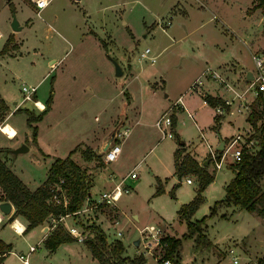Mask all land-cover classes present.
<instances>
[{
  "label": "rangeland",
  "instance_id": "rangeland-1",
  "mask_svg": "<svg viewBox=\"0 0 264 264\" xmlns=\"http://www.w3.org/2000/svg\"><path fill=\"white\" fill-rule=\"evenodd\" d=\"M254 3V0H51L48 6L36 11L27 0H0L3 36L0 46L2 42L7 44L2 56L18 54L0 58V91L9 103L11 124L18 131L13 140L5 138L1 131L0 145L28 146L27 151L17 155L5 154L6 163L19 176L31 175L37 182L44 176L49 159L65 157L73 148L70 157L86 169L92 184L89 198L83 201L78 213L67 214L60 223L65 228L75 225L83 239L99 238L101 234L94 230L98 229L106 243L122 244L123 257L142 255L144 264H162L158 259L163 246L159 244L149 253L140 240L133 244L139 239V230L153 224L162 229L161 237L181 238L178 255L169 259L171 264H260L264 220L231 204L217 206L207 217L209 207L224 199V186L233 174L230 157L219 168L209 160L206 169L213 172V179L202 190L203 202L190 217L193 220L206 216L200 224L204 244L197 245L193 237L183 238L186 224L177 213L179 206L195 194L197 179L193 174L178 178L173 173V151L179 147V141L184 142L185 152L201 161L208 157L206 142L215 146L220 138L227 139L240 132L253 138V129L247 128L245 117L257 94L245 75L247 71L256 74L251 54L264 57V8H256ZM13 16L21 29H11ZM145 47L155 55L152 63L139 58ZM53 58L57 60L56 67L50 70L48 62ZM113 60L123 70L122 75H114ZM221 63L227 71L224 74L217 71ZM208 67L216 69L236 91L219 96L231 102L224 104L222 114H216L213 107L203 104L202 98L191 91L196 80L203 84L205 94L221 89L217 79L203 76ZM22 85H36V95L43 101L51 96L50 105L38 123L40 135L36 143L25 113H14L15 103L22 99ZM130 95L138 114L125 122L124 116L116 114L121 101L128 100ZM178 96L194 110V119L177 112L178 133L172 131L171 137L159 139L158 130L152 126L154 115ZM240 102L247 106L246 111L237 109ZM32 105L24 101L18 108H28L35 115L39 109ZM120 123L127 125L129 132L121 141L119 157L104 163L102 145ZM107 133L98 143L85 144ZM38 147L49 154L46 159L40 158ZM86 147L93 152L90 159L83 155ZM255 148L250 145L248 150ZM131 170L136 177H124ZM186 177L191 183L185 181ZM157 179H162L163 192L154 195ZM117 183L127 187V192L122 191L114 202H101L99 194L111 191ZM173 184L176 186L171 196ZM261 187L264 190V176ZM61 194L64 192L54 195V201L65 199L67 203L66 191ZM48 218L42 224L49 232L52 227ZM1 233L27 250L25 241L8 226ZM37 233L29 239L30 244L37 242ZM38 246L33 252L36 264H98L95 260L94 263L81 260L77 255H64L62 249L44 253L42 243ZM0 264L20 262L11 252Z\"/></svg>",
  "mask_w": 264,
  "mask_h": 264
},
{
  "label": "trees",
  "instance_id": "trees-1",
  "mask_svg": "<svg viewBox=\"0 0 264 264\" xmlns=\"http://www.w3.org/2000/svg\"><path fill=\"white\" fill-rule=\"evenodd\" d=\"M254 7L264 8V0H254ZM11 10L14 9L10 5ZM7 44L4 43L0 49V55L5 53ZM32 98H36L35 93ZM51 96L45 100L42 110L35 115L28 108H17L15 112H23L26 115L27 125L32 128V138L35 141L36 125L32 122L39 121L48 109ZM205 102L211 107L217 104L223 106L224 103L218 97L206 94ZM33 106V105H32ZM8 106L0 95V122L3 121ZM173 114L171 120L173 122ZM216 119V118H215ZM245 120L253 129V139L255 141V150L248 151L243 149L240 160L233 162L230 167L233 175L228 183L224 186L225 196L223 200L215 201L209 207L210 216L216 207L223 204H231L239 209H246L254 212L264 220V190L261 187V178L264 176V99L259 94L256 95L255 101L245 117ZM179 147L173 151L174 174L180 178L187 174H193L197 179V188L194 197L187 203L179 206L177 213L178 218L185 221L186 231L183 238L193 237L196 244H204L205 235L200 230V224L204 217L191 220L195 210L203 202L202 190L213 179V172L206 169L205 165L199 164L198 161L188 152L184 151V143L178 142ZM9 152L8 148L0 147V188L2 190L1 199L10 201L14 206V212L10 216H21L26 220L24 231L42 224L47 216L52 215L57 218L60 215L74 214V211L80 210L81 205L90 193L91 182L88 179L86 169L81 167L75 159L70 157L72 149L65 157H55L47 169L45 180L35 189H29L26 184L12 171L6 163L4 155ZM93 154L89 147L83 150L86 159H90ZM99 155V154H97ZM62 179L61 186L67 193L68 202L63 205L62 202L54 201V193L50 190V185ZM176 184L172 185L170 195L174 196L173 190ZM163 192V183L160 179L156 181L154 195ZM73 224V223H72ZM97 228V227H94ZM101 235L99 238L85 237L84 245L89 249L92 256L99 264H144L145 259L142 255L133 257H123L122 244L119 241L115 243H106L105 237L98 229H94ZM75 238L69 234L62 223L55 224L43 240V246L52 251L60 243L74 241ZM181 238L173 236H164L160 238V244L163 246V253L158 260L164 258L174 259L178 255V247ZM11 250V243L0 239V262ZM258 262L264 264V252L259 257Z\"/></svg>",
  "mask_w": 264,
  "mask_h": 264
},
{
  "label": "built area",
  "instance_id": "built-area-1",
  "mask_svg": "<svg viewBox=\"0 0 264 264\" xmlns=\"http://www.w3.org/2000/svg\"><path fill=\"white\" fill-rule=\"evenodd\" d=\"M29 3L33 5V7L36 9V11H39L46 6L49 5L51 0H27ZM139 58L141 60H148L150 63H152L155 60V55L150 53L149 47H145L142 51L139 52ZM251 59L253 60V63L256 68V74H253V78L251 79V85L254 88V91L256 94H259L262 99H264V57H260L257 54H251ZM203 76L205 79L209 78L211 76V79H217V82L221 84V87L224 89H231L229 84L225 81L224 78H222L213 68L208 67L205 68ZM202 83L200 81L196 80L191 84V91L198 94L202 98V102H205V91L202 90ZM35 86L32 85H22L21 87V93H22V99L21 102L29 101L33 106H36L39 110L43 109V105H39L38 101L34 98H32V94L35 93ZM237 96H242V94H236ZM223 103L225 105L230 104L231 102L227 99L223 100ZM223 105V106H225ZM17 104H15V107ZM221 105H216L214 109L217 112H222L224 110V107ZM14 107V108H15ZM186 109L181 98L178 97L170 106L166 113L161 115L159 119L155 122V125L159 129L161 136H171L170 128H171V119L170 115L173 112V109ZM244 109L246 111L247 106L244 104V102H240L237 105V109ZM189 116L190 113L187 112ZM1 130V129H0ZM129 127L123 123H120L110 134V139L108 142L107 147L102 150V161L104 163H108L111 161H114L117 159L119 153H120V144L121 141L124 139V137L128 134ZM250 145H255V141L252 137L249 136V134H243V133H236L234 136H231L227 139H224L223 148L221 150H218L216 146H210L207 145V152L209 159L213 161L214 167L219 168L223 162L226 161V157H230V162H237L240 160L241 153L243 149L248 150V147ZM233 147V149H231ZM249 151V150H248ZM130 178H135L136 174L134 171H131L129 173ZM185 181L187 183L191 182V179L189 177L185 178ZM62 179L60 178L59 181L54 182L50 185V190L54 193V195L58 193L65 194V189L61 186ZM121 183V182H120ZM120 183L115 184L114 188L111 191H102L99 194V200L101 202L105 203H111L117 200V198L122 194V191L127 192V187H122ZM61 194V195H64ZM63 205H66V200L64 199L62 201ZM79 210L74 211L73 213H78ZM65 215H60L57 218L53 217L52 215H49L48 222L51 227H53L55 224L59 223L62 218ZM13 230L15 232L18 231L16 227H13ZM66 230L69 232L70 235H72L75 240L82 241L83 237L81 235V232L78 231L77 227L75 225H67ZM21 232V231H20ZM162 229L159 226H155L153 224L145 225L143 228L139 230V240L141 244L144 246V248L149 249V253L151 249H153L155 246L160 244V238H161ZM161 245V244H160ZM37 248V243L28 245V249L26 253H19L17 254V257L21 264H32L29 259L28 255L32 251H34ZM231 251V250H230ZM233 263L236 262V258L233 257ZM162 264H171L170 260L168 258H164L161 261Z\"/></svg>",
  "mask_w": 264,
  "mask_h": 264
},
{
  "label": "crops",
  "instance_id": "crops-1",
  "mask_svg": "<svg viewBox=\"0 0 264 264\" xmlns=\"http://www.w3.org/2000/svg\"><path fill=\"white\" fill-rule=\"evenodd\" d=\"M1 38H3V36H2V34H1V32H0V39ZM2 45H3V42H2V44H1V46H0V49L2 48ZM252 53V52H251ZM20 54V53H19ZM256 54V53H255ZM259 54V53H258ZM2 55H4V54H1L0 55V58H4V57H6V56H11V57H15V56H17L18 54H5V56H2ZM59 61V60H58ZM56 62H57V60L55 59V58H53V59H50L49 60V62H48V66H49V69L51 70V69H53L54 68V66L56 67ZM222 64L223 63H221L219 66H218V68L219 69H217V71H220L222 74H224V72H227L225 69L226 68H223V66H222ZM214 69V68H213ZM216 70V69H215ZM123 71V70H122ZM219 72V73H220ZM122 74H123V72H122ZM253 75V74H252ZM134 77H137V75H135ZM146 81H148V80H146ZM142 85L144 86V83H142ZM32 86H35V88H36V85H32ZM221 89H218L217 91H214V92H211L209 95H211V96H213V97H218L219 99H221L222 97H219V96H223V94L225 93V94H227V93H229L230 94V91H232V93L231 94H233V92H236L234 89H233V87H231L230 85V87H231V89H224V88H222L220 85H218ZM143 89V88H142ZM225 90H228V92L227 91H225ZM35 91H36V89H35ZM218 92V93H217ZM146 94V93H145ZM230 94V95H231ZM0 95L2 96V98L4 99V101L6 102V104H7V106L9 107V103H8V101H7V98L4 96V94L3 93H1V91H0ZM35 95H36V92H35ZM165 97H167L168 95L165 93V95H164ZM178 97H180L181 98V100H182V102H183V104H184V106H185V108L186 109H173V112H172V114H173V122H172V120H171V128H170V132H171V136L173 135V133H172V131H174V132H176V133H178L177 132V130L175 129V127H176V124H177V121H178V114H177V112H179V111H181V112H184L185 114H186V116L188 117V118H191V119H194L193 118V116L192 115H194V110L192 109V110H190L186 105H185V103H184V101H183V98H182V96H178ZM177 97V98H178ZM176 98V99H177ZM224 98V97H223ZM37 101H38V103H41V105H43V108H44V105H45V100L43 101V100H41V99H39L38 97H37V95H36V98H35ZM175 99V100H176ZM51 100V99H50ZM174 100V101H175ZM222 101L224 100V99H221ZM173 101V102H174ZM12 103H15L14 101H12ZM21 101H20V103H15V104H17V106L15 107V109H17L19 106H21ZM30 104H31V102H30ZM203 104H207L206 102H203ZM50 105V104H49ZM165 105V104H164ZM208 105V104H207ZM218 105V104H217ZM131 106H133V107H131ZM169 106H170V104H166L163 108H159V109H161L159 112H157V113H155V115H154V120H153V122H152V126H155L156 127V129L158 130V133H159V139H162V138H165V137H171V136H164V137H162L161 136V133H160V131H159V129L157 128V126L155 125V122L157 121V119H159L160 117H161V115H163L164 113H166L167 111H168V109H169ZM214 108V107H213ZM161 112V113H160ZM187 112H189L190 113V115L191 116H189L188 114H187ZM14 113H15V111H14ZM138 114V110H137V107H136V102H133V99H132V96L130 95V98L128 99V100H126V99H124V100H122L121 101V108H120V110L118 111V113L116 114V116L117 115H122V116H124V120H125V122H127L128 120H132L133 118H135L136 117V115ZM216 114H222V112H217ZM11 116H12V114H11V111H10V109L8 110V113L4 116V122H2L3 124H7V125H9L10 127H12L13 128V130L16 132L15 133V135H17L18 134V131L16 130V128L13 126V124H11L12 123V121H11ZM115 116V117H116ZM126 116V117H125ZM215 116L216 115H214V118H215ZM43 117V116H42ZM114 117V118H115ZM113 118V119H114ZM120 118V117H119ZM170 119H171V115H170ZM42 120V118L39 120V121H37V122H35V125H36V135H35V141H34V143H36V142H38V137H39V126H38V123L40 122ZM219 120V119H218ZM121 121V120H120ZM122 122V121H121ZM125 122H123V123H125ZM193 122H194V124L195 125H197V122L195 121V120H193ZM248 123V122H247ZM3 124H1V122H0V126L1 125H3ZM212 126H214V125H212ZM248 127H250V124L248 123V126H247V128ZM1 129V128H0ZM0 132H1V130H0ZM241 133V132H240ZM1 134H3L4 136H5V138H7V139H9V140H13L14 138H15V135L13 136V137H10V136H7V135H5L3 132H1ZM106 135H108V133L107 134H103L102 136H100L99 138H96L92 143L91 142H89V143H85L86 145H89V146H91L92 144H95V143H98L99 141H101V139H102V137H104V136H106ZM127 136V135H126ZM125 138V137H124ZM226 138V137H225ZM224 138V139H225ZM223 139V140H224ZM182 143H184L183 141H181ZM17 143V142H16ZM217 144H218V142H217ZM217 144L215 145V146H217ZM16 145H18V144H13V147H15ZM105 144H103L102 145V150H103V146H104ZM207 145H210V146H212L211 144H209L208 142H206V148H207ZM0 147H5V148H8V147H11V146H1L0 145ZM38 148H40V147H38ZM71 149H73V148H71ZM70 149V150H71ZM69 150V151H70ZM39 151H40V158H42V159H46V156L47 155H49V154H47V153H45V152H43L42 151V149L40 148L39 149ZM120 151H121V148H120ZM69 153V152H68ZM189 154H191L190 152H188ZM13 155V154H12ZM192 156H193V154H192ZM207 156H208V152H207ZM53 157V156H52ZM57 157H59V156H57ZM118 157H119V155H118ZM117 157V158H118ZM197 161H198V163L199 164H203V162L206 160V159H209V156L205 159V157H203L202 159H201V161H199L195 156H193ZM62 158V157H61ZM52 158H51V160L49 159V165H50V163L52 162ZM210 160V159H209ZM209 160H208V162H209ZM207 162V163H208ZM49 165H48V167H49ZM207 165V164H206ZM205 165V166H206ZM222 165V164H221ZM48 167L46 168V170H45V172H44V176L41 178V180H37V182H35V178L33 177V176H31V175H28L27 177H22L21 176V172L19 173L20 174V176L18 175V173H16L15 172V170L13 169V168H11V166H10V168L12 169V171L26 184V186L29 188V189H31V190H33V189H35L39 184H41L44 180H45V178H46V176H47V169H48ZM132 169V168H131ZM132 171V170H131ZM131 171H129V173L131 172ZM129 173H127L124 177H129L130 178V176H129ZM173 173H174V171H173ZM233 175V174H232ZM111 177V176H110ZM113 178H114V176H113ZM112 178V181L114 182V179ZM187 178V177H186ZM162 180V179H161ZM121 181V180H120ZM35 183V184H34ZM191 183V182H190ZM93 188V187H92ZM195 195V194H194ZM194 195L192 196V198L194 197ZM1 196H2V190H1V188H0V202L1 201H4L3 199H1ZM89 198V197H88ZM191 198V199H192ZM190 199V200H191ZM10 202V201H9ZM10 204H11V209H10V212L8 213V214H4V213H2L1 211H0V239H2L3 241H5V242H9V243H11V250L8 252V253H11V252H13L14 254H15V256L17 257V254H19V253H26L27 252V250L26 251H24V249L25 248H21L20 246L18 247V244H17V242H15L14 240H11V241H9V240H7L3 235H2V230L5 228V227H9L17 236H20L24 241H25V243H26V245H27V249H28V245H32V244H30L28 241H29V239L31 238V237H33L34 236V234L36 233V232H38L39 233V236H38V238H37V248H39V244L40 243H42V245H43V240H44V238L46 237V235L48 234V227L43 223V224H39V225H37V226H35V227H33L32 229H30V230H28V231H24V228H25V225H26V220L24 219V218H22L21 216H13V217H11L10 218V216L12 215V213L14 212V206H13V204L10 202ZM19 225L20 227L18 228V231L17 232H15L14 230H13V227H14V225ZM21 231V232H20ZM37 233V234H38ZM263 233V232H262ZM44 247V246H43ZM36 248V249H37ZM13 249H17V252H15V251H13ZM35 249V250H36ZM59 249H62L63 250V254L64 255H70V256H74V255H77V256H79V258H81V260L83 259V258H85V259H89V261L91 262V263H94V260L95 261H97L93 256H92V254L90 253V251H89V249L84 245V243H82V241H77V240H74V241H71V242H66V243H60L54 250H52V251H50V250H48V249H46L45 247H44V253H55L57 250H59ZM34 250V251H35ZM231 251H229V252H232V249H230ZM34 251H32L31 253H29V255H28V259H29V261L32 263V264H36V260L34 259V257H33V252ZM8 253L6 254V255H4V257L5 256H7L8 255ZM261 256V255H260ZM233 257H235L236 258V256H233ZM17 259H18V257H17ZM3 260V259H2ZM19 260V259H18ZM20 262V261H19ZM97 263L99 264V262L97 261ZM255 263V262H254ZM21 264V263H20Z\"/></svg>",
  "mask_w": 264,
  "mask_h": 264
},
{
  "label": "water",
  "instance_id": "water-1",
  "mask_svg": "<svg viewBox=\"0 0 264 264\" xmlns=\"http://www.w3.org/2000/svg\"><path fill=\"white\" fill-rule=\"evenodd\" d=\"M10 27L12 30H19L21 29V26L19 25L17 19L13 16L11 23H10ZM113 65H114V75L116 76H120L122 75V69L120 68V66L116 63V61L113 60ZM246 78L247 79H252L253 75L250 71L246 72ZM109 140L107 141V143L103 146V150L107 147ZM223 144H224V140L223 139H219L218 140V144L216 146V148L218 150H221L223 148ZM9 152H11L13 155H17L18 153H22L24 151L28 150V146H26V144L21 143L18 146H15L13 148H8ZM209 159H206L202 165H206ZM11 209V204L8 200H4L0 202V211L4 214H8L10 212ZM136 217V215H134ZM139 239H135L133 241V244L137 245L138 244Z\"/></svg>",
  "mask_w": 264,
  "mask_h": 264
},
{
  "label": "bare ground",
  "instance_id": "bare-ground-1",
  "mask_svg": "<svg viewBox=\"0 0 264 264\" xmlns=\"http://www.w3.org/2000/svg\"><path fill=\"white\" fill-rule=\"evenodd\" d=\"M39 105H41V103H39ZM0 128H1V131L7 136L13 137L15 135V131L13 130V128L7 124L1 125ZM14 227L18 229L20 226L17 224V225H14Z\"/></svg>",
  "mask_w": 264,
  "mask_h": 264
}]
</instances>
